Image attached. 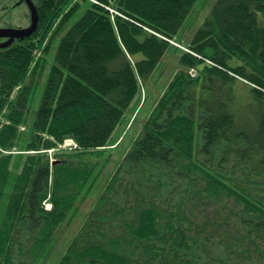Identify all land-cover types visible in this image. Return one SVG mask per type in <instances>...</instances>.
<instances>
[{"label": "trees", "instance_id": "16d2710c", "mask_svg": "<svg viewBox=\"0 0 264 264\" xmlns=\"http://www.w3.org/2000/svg\"><path fill=\"white\" fill-rule=\"evenodd\" d=\"M199 1L34 2L36 31L0 47V264H50L60 246L54 264H264V0H216L188 40ZM171 53L165 97L62 239L108 167L91 156Z\"/></svg>", "mask_w": 264, "mask_h": 264}, {"label": "rangeland", "instance_id": "374dc122", "mask_svg": "<svg viewBox=\"0 0 264 264\" xmlns=\"http://www.w3.org/2000/svg\"><path fill=\"white\" fill-rule=\"evenodd\" d=\"M203 1L204 0L199 1V4H202V8L198 10L199 14L196 17L197 21H194L192 24L193 25L192 28L185 32V36H188V38L185 37V39L187 38L189 40L192 37V35H194V33L202 26V24L206 19L205 17H207L210 14L212 10V6L216 2V0H206L205 4L203 5ZM205 14L208 15L206 16ZM79 17L80 14L76 16L74 21L78 20ZM31 25L32 23H31L30 10L27 4L23 3V0H0V30L25 29L27 26L31 27ZM185 28L186 25L184 29ZM68 29L69 27L66 26L61 31L60 37L66 34ZM9 42H10L9 38H0V47L5 48L6 46L3 45H6ZM178 44L179 43L176 40H172L173 46H178ZM56 50H57V45L54 46V49L52 48V52L51 54H49L48 57L49 64L52 63L53 55L56 54ZM38 55L41 56V53L39 52ZM177 71H178L177 56L171 53L163 60L161 65H159V67L157 68L156 83L153 87H151L152 93L147 95L145 94L144 91L142 92L141 99L139 98L137 103L128 112L124 124L121 125V127L116 132L115 139L112 145L106 150H104L105 152L103 153L102 156L100 155L91 156L93 163L104 164L106 160H110L108 167L101 172V177L97 183L98 185L94 188L92 195L90 196V198H88V201L86 200L85 202L81 203V205L79 206V213L74 219V221L69 222L66 225L67 228L65 231V235H63V233L61 234L62 239L63 237L70 238L72 235H74L76 231H78L82 227L85 220L90 215V212L95 205V201L104 192L102 190L106 179L114 172L115 169L119 167V164L121 163L123 156L130 150L134 140H136L142 134L144 124L149 119L153 109L158 104V100L165 97L166 92L171 82L173 81ZM46 75L47 73L43 75L42 78L43 83L44 80L46 79ZM143 103H145L144 106L142 105ZM142 106L143 108L141 112L138 114V116L135 119V115H136L135 113H137ZM247 118H249V116H247ZM74 148L75 145L72 144L71 139H68L64 143L60 144L56 148V150H53V154L50 153L49 151H47V154L51 160H57L55 154L58 151L61 152L62 150H74ZM3 152L8 153L5 151ZM152 173L155 174V171H150L149 175H152ZM163 184L164 185L162 189H164L166 193H168L167 190H169L171 184L166 183V181L163 182ZM130 199L133 202V198L131 197ZM131 204L132 203H129L130 206ZM45 205H47V208L52 207L50 202H47V204L45 203ZM120 207H126V205L122 204ZM122 220L126 222L128 219L124 220V218H122ZM62 249L60 246V248L57 250L58 253L61 252ZM58 253L55 254L53 261L50 262V264H54L55 260L58 257Z\"/></svg>", "mask_w": 264, "mask_h": 264}, {"label": "water", "instance_id": "95a60500", "mask_svg": "<svg viewBox=\"0 0 264 264\" xmlns=\"http://www.w3.org/2000/svg\"><path fill=\"white\" fill-rule=\"evenodd\" d=\"M32 15V25L27 29H13V30H0V38H9L10 42L3 46H8L12 41L17 38L30 37L37 29L39 22L38 10L32 0H25Z\"/></svg>", "mask_w": 264, "mask_h": 264}, {"label": "flooded vegetation", "instance_id": "af4514ba", "mask_svg": "<svg viewBox=\"0 0 264 264\" xmlns=\"http://www.w3.org/2000/svg\"><path fill=\"white\" fill-rule=\"evenodd\" d=\"M32 1H33V3H34V2H37L38 0H32ZM23 3H26V1L23 0ZM36 8H37V7H36ZM37 10H38V9H37ZM31 23H32V17H31ZM28 27H30V26H27L26 28H28ZM26 28H25V29H26Z\"/></svg>", "mask_w": 264, "mask_h": 264}, {"label": "built area", "instance_id": "2783aa9c", "mask_svg": "<svg viewBox=\"0 0 264 264\" xmlns=\"http://www.w3.org/2000/svg\"><path fill=\"white\" fill-rule=\"evenodd\" d=\"M192 74H193L194 76H196L197 72L192 71ZM72 144H73V142H72Z\"/></svg>", "mask_w": 264, "mask_h": 264}]
</instances>
